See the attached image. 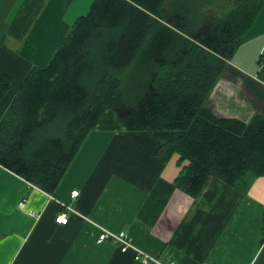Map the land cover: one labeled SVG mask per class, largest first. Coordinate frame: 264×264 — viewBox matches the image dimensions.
Listing matches in <instances>:
<instances>
[{"label": "crops", "instance_id": "crops-1", "mask_svg": "<svg viewBox=\"0 0 264 264\" xmlns=\"http://www.w3.org/2000/svg\"><path fill=\"white\" fill-rule=\"evenodd\" d=\"M96 0H0V122L34 67L45 68ZM207 110L249 124L264 117V9L213 89ZM104 116L54 193L0 164V264H142L104 231L126 232L163 264H264V176L236 186L210 178L195 197L178 185L186 162ZM78 191L79 196L73 198ZM67 225L57 224L60 215ZM154 264V263H150Z\"/></svg>", "mask_w": 264, "mask_h": 264}, {"label": "trees", "instance_id": "trees-1", "mask_svg": "<svg viewBox=\"0 0 264 264\" xmlns=\"http://www.w3.org/2000/svg\"><path fill=\"white\" fill-rule=\"evenodd\" d=\"M264 0H96L45 68L34 67L0 122V164L54 193L102 118L146 133L195 197L214 177L264 176V117L249 124L207 110L227 62ZM0 80V98L10 88ZM58 224V223H57Z\"/></svg>", "mask_w": 264, "mask_h": 264}, {"label": "built area", "instance_id": "built-area-1", "mask_svg": "<svg viewBox=\"0 0 264 264\" xmlns=\"http://www.w3.org/2000/svg\"><path fill=\"white\" fill-rule=\"evenodd\" d=\"M78 196H79L78 191L73 193V198H77ZM56 222L60 225H67L69 219L66 217V215L62 214L57 218ZM98 242L99 243L111 242L114 245H116L123 254H126L129 251H134L136 253V258L142 264H150L151 262L154 264H163L160 262H155V260H151V258L143 255L139 250L134 248L126 232L112 233V232L104 231L100 234L98 238ZM171 264H176V263H171Z\"/></svg>", "mask_w": 264, "mask_h": 264}, {"label": "rangeland", "instance_id": "rangeland-1", "mask_svg": "<svg viewBox=\"0 0 264 264\" xmlns=\"http://www.w3.org/2000/svg\"><path fill=\"white\" fill-rule=\"evenodd\" d=\"M109 114H111L112 116H116L114 112L109 111Z\"/></svg>", "mask_w": 264, "mask_h": 264}]
</instances>
